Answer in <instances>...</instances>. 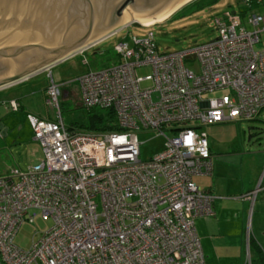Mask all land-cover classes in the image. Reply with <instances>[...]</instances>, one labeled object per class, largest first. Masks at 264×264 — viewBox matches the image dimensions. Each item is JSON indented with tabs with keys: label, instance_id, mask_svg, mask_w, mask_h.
I'll return each instance as SVG.
<instances>
[{
	"label": "built area",
	"instance_id": "obj_1",
	"mask_svg": "<svg viewBox=\"0 0 264 264\" xmlns=\"http://www.w3.org/2000/svg\"><path fill=\"white\" fill-rule=\"evenodd\" d=\"M252 1H240L243 18L236 10L215 16L216 36L181 51H159L151 31L127 33L113 45L115 63L78 77L81 105L110 109L117 130L65 126L59 85L47 80L51 117L26 114L38 160L0 175V264H204L194 219L212 214L213 196L192 178L212 164L199 129L252 119L264 107V48H255L264 0ZM139 130L164 139L146 159ZM36 213L51 225L21 249L13 236Z\"/></svg>",
	"mask_w": 264,
	"mask_h": 264
},
{
	"label": "rangeland",
	"instance_id": "obj_2",
	"mask_svg": "<svg viewBox=\"0 0 264 264\" xmlns=\"http://www.w3.org/2000/svg\"><path fill=\"white\" fill-rule=\"evenodd\" d=\"M237 6V0H190L160 22L147 27L129 23L46 70L5 87L0 92V117L7 127L5 134L0 135V175L11 168L25 169L38 160L40 149L33 140L26 114L51 117V109L43 95L48 79L59 85L58 103L64 125L74 131H87L92 112L101 109L88 110L81 105L77 79L88 71L101 70L115 63L117 57L112 48L117 41L127 33L142 35L151 31L159 51H181L213 39L216 36L213 18L224 11L236 10ZM256 47L264 48V30L258 33ZM185 65L197 71L196 62ZM224 92L226 89L213 94ZM1 98L5 99L2 103L18 99V109L9 110L1 103ZM199 130L205 134L208 148L213 153L212 175L221 176L216 181L221 185L220 189L211 194L214 215L205 216L207 230L200 231L205 237L200 238L197 234L205 262L244 264L246 251L251 258L257 256V250L264 251V107L252 119L203 125ZM136 138L141 159L156 153L164 140L149 130L136 131ZM210 175L200 177L197 183L194 180L197 176L192 180L202 189L211 179ZM253 183V186L258 185L253 199L242 198L243 190ZM50 225V219L43 220L36 213L32 222L23 221L18 226L13 244L27 249L31 238ZM248 238L253 243L249 248Z\"/></svg>",
	"mask_w": 264,
	"mask_h": 264
},
{
	"label": "water",
	"instance_id": "obj_3",
	"mask_svg": "<svg viewBox=\"0 0 264 264\" xmlns=\"http://www.w3.org/2000/svg\"><path fill=\"white\" fill-rule=\"evenodd\" d=\"M184 1L0 0V88L46 70L129 23L140 24L127 12L137 19L160 18Z\"/></svg>",
	"mask_w": 264,
	"mask_h": 264
},
{
	"label": "trees",
	"instance_id": "obj_4",
	"mask_svg": "<svg viewBox=\"0 0 264 264\" xmlns=\"http://www.w3.org/2000/svg\"><path fill=\"white\" fill-rule=\"evenodd\" d=\"M241 0H237V9L236 11L239 12V15L241 18L244 17L245 12H246V6H243L240 3ZM251 0H249V7H251V5L253 7H255V3L252 1L250 4ZM88 110H94V108H90ZM259 113V112H258ZM118 127L115 124V118H114V114L112 113V111L110 109H101L100 112H92L91 114V120H90V126L88 128L87 131H111V130H117ZM253 244L251 242V240L248 238V248L249 246ZM257 256H255L252 259V263L253 264H259L261 262V251L257 250Z\"/></svg>",
	"mask_w": 264,
	"mask_h": 264
},
{
	"label": "crops",
	"instance_id": "obj_5",
	"mask_svg": "<svg viewBox=\"0 0 264 264\" xmlns=\"http://www.w3.org/2000/svg\"><path fill=\"white\" fill-rule=\"evenodd\" d=\"M15 83H13V85H14ZM12 85V84H11ZM8 86H10V85H8ZM8 86H5L6 88L8 87ZM5 87H2V88H0V92L1 91H3L4 90V88ZM45 88V87H44ZM43 95H44V89H43ZM2 100H1V103L3 102V101H5V99L4 98H1ZM16 99V98H15ZM17 101H18V99H16ZM3 121V119L0 117V124H1V128L3 129V131H2V135L3 134H5V132H6V129H7V127H6V124L4 123V122H2ZM208 151H209V153H210V157H211V161H212V158H213V153H212V151L208 148ZM212 170V169H211ZM213 171V170H212ZM212 173L213 172H211V175L209 176V177H211V179H209V180H207V181H209L207 184H205L204 185V187H201L202 189L201 190H203V191H206V192H208V193H210V194H212V193H215L216 191H218L219 189H220V186L221 185H217V180H220L219 179V177H221L220 175H218V174H216V175H212ZM207 175H199V176H197V177H195V181H196V183L198 182V181H200L201 179H200V177H206ZM193 180V181H194ZM253 185H255L254 183L252 184V186H248V187H250V188H246V190H243V191H245V193L246 192H248V191H252V190H254V189H258V185H256V186H253ZM261 186V185H260ZM259 186V187H260ZM199 187V186H198ZM262 187V186H261ZM245 188V186L242 188V189H244ZM242 189H241V191H242ZM263 190H264V186H263ZM256 194V193H255ZM213 195V194H212ZM213 202V201H212ZM211 202V203H212ZM212 205V204H211ZM212 216L214 215V211H212V214H211ZM207 225H208V219L206 218V217H196L195 219H194V228H195V233H196V235L198 234V235H200V238H204L205 237V235H204V233H202V232H200L202 229L203 230H207ZM202 226V227H201ZM202 233V234H201ZM202 254H203V252H202ZM203 258H204V255H203ZM204 264H206V262H205V259H204Z\"/></svg>",
	"mask_w": 264,
	"mask_h": 264
},
{
	"label": "bare ground",
	"instance_id": "obj_6",
	"mask_svg": "<svg viewBox=\"0 0 264 264\" xmlns=\"http://www.w3.org/2000/svg\"><path fill=\"white\" fill-rule=\"evenodd\" d=\"M188 1H190V0H185L184 2H188ZM184 2H182V3H184ZM179 5H181V4H179ZM179 5H177L175 8H173L172 10H170L169 12H167L166 14H164L163 16H161L160 18H156V16L155 17H150V18H148V19H137V18H132V16H131V14L129 13V12H127V14L129 15V17H130V20H132V21H136V22H138V23H140V24H142V25H150V24H152V23H155V22H160V21H162L163 19H165L168 15H170L171 14V12L172 11H174V9H176ZM130 20H128V21H130ZM127 22V21H126Z\"/></svg>",
	"mask_w": 264,
	"mask_h": 264
},
{
	"label": "clouds",
	"instance_id": "obj_7",
	"mask_svg": "<svg viewBox=\"0 0 264 264\" xmlns=\"http://www.w3.org/2000/svg\"><path fill=\"white\" fill-rule=\"evenodd\" d=\"M2 132V131H1Z\"/></svg>",
	"mask_w": 264,
	"mask_h": 264
}]
</instances>
